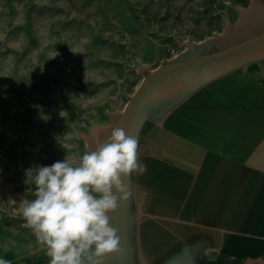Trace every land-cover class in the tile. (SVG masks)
<instances>
[{
	"label": "rangeland",
	"instance_id": "obj_1",
	"mask_svg": "<svg viewBox=\"0 0 264 264\" xmlns=\"http://www.w3.org/2000/svg\"><path fill=\"white\" fill-rule=\"evenodd\" d=\"M249 1L0 0V253L43 251L20 212L34 198L25 169L78 161L86 138L115 124L141 68L223 32Z\"/></svg>",
	"mask_w": 264,
	"mask_h": 264
},
{
	"label": "water",
	"instance_id": "obj_2",
	"mask_svg": "<svg viewBox=\"0 0 264 264\" xmlns=\"http://www.w3.org/2000/svg\"><path fill=\"white\" fill-rule=\"evenodd\" d=\"M264 0H250L238 21L202 41L179 42L183 49L152 70L129 96L115 124L97 130L100 141L86 138L89 150L115 127L138 138L143 174L125 179L132 196L110 213L121 237V251L104 264H208V250L228 247L237 213L264 180V76L213 176L192 200L167 214L152 201L144 206L153 145L173 116L216 82L255 68L264 72V30L248 36ZM261 23V22H260ZM259 24V23H258ZM245 34V36H243ZM157 194V193H156Z\"/></svg>",
	"mask_w": 264,
	"mask_h": 264
},
{
	"label": "crops",
	"instance_id": "obj_3",
	"mask_svg": "<svg viewBox=\"0 0 264 264\" xmlns=\"http://www.w3.org/2000/svg\"><path fill=\"white\" fill-rule=\"evenodd\" d=\"M254 17L250 27L264 21V11ZM263 76L260 68L228 76L173 116L166 128L167 149L151 159L147 175V184L166 202L179 208L203 190L229 151ZM206 161V172L201 173ZM0 258L11 264H48L49 259L44 251L22 254L14 248L4 250ZM205 260L264 264V180L237 213L228 247L208 250Z\"/></svg>",
	"mask_w": 264,
	"mask_h": 264
},
{
	"label": "clouds",
	"instance_id": "obj_4",
	"mask_svg": "<svg viewBox=\"0 0 264 264\" xmlns=\"http://www.w3.org/2000/svg\"><path fill=\"white\" fill-rule=\"evenodd\" d=\"M138 143L137 137L115 127L78 161L66 155L50 166L25 169L27 193L34 198L25 200L20 212L48 264H104L107 255L121 251L110 213L132 196L125 179L146 171ZM0 264L11 262L0 258Z\"/></svg>",
	"mask_w": 264,
	"mask_h": 264
},
{
	"label": "bare ground",
	"instance_id": "obj_5",
	"mask_svg": "<svg viewBox=\"0 0 264 264\" xmlns=\"http://www.w3.org/2000/svg\"><path fill=\"white\" fill-rule=\"evenodd\" d=\"M243 36H245V34H243ZM169 138H170V134L167 132V130H164L157 137V139L154 142L153 149L151 152L152 157H155L157 154H160L161 152L166 151L167 146L164 143H166L169 140ZM152 201H155L158 204V210L160 212L170 214L174 210H176V205L174 206L166 202L161 195L154 193L152 190H149L147 198L144 202V206H148Z\"/></svg>",
	"mask_w": 264,
	"mask_h": 264
}]
</instances>
